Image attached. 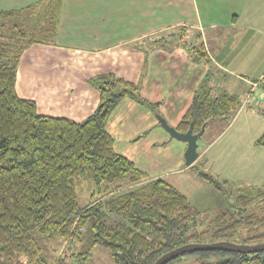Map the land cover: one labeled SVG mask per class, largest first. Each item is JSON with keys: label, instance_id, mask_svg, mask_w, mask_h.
Returning a JSON list of instances; mask_svg holds the SVG:
<instances>
[{"label": "trees", "instance_id": "1", "mask_svg": "<svg viewBox=\"0 0 264 264\" xmlns=\"http://www.w3.org/2000/svg\"><path fill=\"white\" fill-rule=\"evenodd\" d=\"M62 4L40 0L0 10V264H85L97 247L108 252L113 264H153L191 243L264 242V183L235 186L233 196L231 183L208 172L199 158L189 169L228 204L199 211L164 179L150 180L115 151L107 123L123 99L159 116L160 103L144 99L139 83L113 73L90 78L98 102L79 122L39 114L33 100L17 95L21 56L33 44L54 42ZM253 84L264 93V76ZM238 108L236 96L213 90L204 78L174 128L185 133L192 124L197 133L213 122L229 124ZM256 144L264 146V133ZM80 177L93 186L85 206L76 190ZM104 195L110 199L103 201ZM107 213L124 222L107 223ZM186 256H195L199 264H264V250H199L165 264Z\"/></svg>", "mask_w": 264, "mask_h": 264}, {"label": "crops", "instance_id": "2", "mask_svg": "<svg viewBox=\"0 0 264 264\" xmlns=\"http://www.w3.org/2000/svg\"><path fill=\"white\" fill-rule=\"evenodd\" d=\"M38 1L0 0V10ZM103 73L139 83L144 99L160 103L158 116L125 98L107 123L115 151L150 180L164 178L184 194L172 182L191 171L184 159L186 144L171 140L159 118L175 127L206 78L213 90L236 96L239 108L214 138L237 121L229 142L218 152H211L209 144L198 159L223 180L264 183V146L256 144L264 120L253 121L264 108V93L258 85L252 88L264 76V0H63L54 42L25 50L15 88L20 98L35 102L39 114L79 122L98 102L88 81ZM216 124L221 123H210L197 143L210 139ZM233 159L240 165L232 171L236 166L225 163Z\"/></svg>", "mask_w": 264, "mask_h": 264}, {"label": "rangeland", "instance_id": "3", "mask_svg": "<svg viewBox=\"0 0 264 264\" xmlns=\"http://www.w3.org/2000/svg\"><path fill=\"white\" fill-rule=\"evenodd\" d=\"M48 90H49V87H46V89H44L43 92H47ZM56 106H57V104H56ZM263 111H264V108L261 112H259L260 115L255 116L254 117L255 119H253V121L257 125H260L261 124L260 121L264 120V112ZM241 119H243V117ZM256 119H259L260 121L256 122ZM236 124H237V121L234 123L233 127L226 129L225 133L220 135V137L218 139H216V141L214 142V140H215L214 138L217 137L222 132V130H224V128H226V125H227L224 123L216 124L214 126V128L211 129L212 134L209 135V137L211 136L210 139L207 138L205 141H201V142L197 143V145L199 147L198 152H200L204 148H207L209 144H211V147H210L211 152H218L219 150H221V148H223L225 146V142H229L230 136H232L235 133ZM170 139L173 140L172 138H170ZM200 143H203V144H200ZM233 161H235L237 165H233L235 163ZM233 161H232L231 165L229 164L230 161H226V163H225L226 165H228V168H231V166H236L235 168H232V171L234 169H236L237 167H239V165H240V163H238L237 160L233 159ZM205 169L208 172H211L214 175H216L220 180H223L220 176L217 175V173L214 171V169L212 170V167H206ZM191 173H192L191 171L187 172V174H188L187 176H185L184 174H180V176H175L174 180L172 182V183H176L179 187V190H181L187 196V198H188L187 200L189 201L191 206H193L194 208H196L199 211H208V212H213V211H216L219 209L226 208V206L228 204L225 202V200H223L222 198H219L220 196H219V194H217L218 192L215 191L206 182L199 179L196 174H195L196 176L194 175L195 177L194 176L191 177V175H193ZM233 180L234 179H231V177H229V179L227 181L229 183H231L229 185V187H230V189H232L234 191L235 186H238L241 184L235 183V182H233ZM76 190H77V194L79 197V204L81 206H85L89 202V200L91 199L90 195L93 193L92 183L90 182L89 179H86L85 177H80L79 180L77 181V189ZM236 195H237V191H234L233 196H236ZM94 198L97 199V195H95ZM108 199H110V195H104L102 197L103 201L108 200ZM106 220H107V223H109V224H116V223L124 222L123 220H121V219H119V218H117L114 215L109 214V213H107ZM232 241H233L232 243H235V244L253 245L252 243L244 242L241 238L233 239ZM50 250H51L50 247L48 248V250L45 249V252H47L45 254H46L48 260H50V258H51ZM201 262L202 261L197 259L195 256H186V257H183L179 261L174 262L172 264H199ZM85 264H113V263L109 257L108 252L102 247H97L94 250L92 256L85 261Z\"/></svg>", "mask_w": 264, "mask_h": 264}, {"label": "water", "instance_id": "4", "mask_svg": "<svg viewBox=\"0 0 264 264\" xmlns=\"http://www.w3.org/2000/svg\"><path fill=\"white\" fill-rule=\"evenodd\" d=\"M159 123L170 138L186 144L184 152L185 164L191 166L198 159L197 142L203 135L205 126H203L199 132L194 133L193 125L190 124L188 130L185 133H181L173 126H170L164 119L159 118ZM199 250H225L238 253H256L264 250V242L254 245L235 244L227 241L215 243H191L164 254L153 264H165L179 255Z\"/></svg>", "mask_w": 264, "mask_h": 264}, {"label": "built area", "instance_id": "5", "mask_svg": "<svg viewBox=\"0 0 264 264\" xmlns=\"http://www.w3.org/2000/svg\"><path fill=\"white\" fill-rule=\"evenodd\" d=\"M257 87V84H252V88Z\"/></svg>", "mask_w": 264, "mask_h": 264}]
</instances>
